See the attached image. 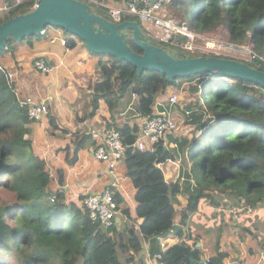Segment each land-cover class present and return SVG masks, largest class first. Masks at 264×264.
Instances as JSON below:
<instances>
[{
    "label": "trees",
    "instance_id": "obj_1",
    "mask_svg": "<svg viewBox=\"0 0 264 264\" xmlns=\"http://www.w3.org/2000/svg\"><path fill=\"white\" fill-rule=\"evenodd\" d=\"M35 2L23 0L18 7L0 13V24L30 12ZM92 7L108 18L104 10ZM164 8L205 36L250 46L257 55L251 60H238L264 71V0H173ZM123 18L134 20L127 14ZM43 37L31 35L22 40ZM10 41L14 39L8 38L5 48L0 49V187L13 191L15 201L0 204V264H8L9 258L16 264H149L147 258L158 253L162 264H192L189 257L199 260L205 256L210 257L212 264H223L229 250L235 249L232 242L227 249L223 246L224 234H233L234 228L248 232L257 242L254 248L264 247V221L256 211L264 209V89L239 77L218 76L209 71L169 81L160 71L139 73L125 60L98 54L101 59L94 71L90 96L93 111L88 115L95 112L102 99L113 124L115 116L128 108L132 93L137 96L130 113L152 115V105L160 93L169 86L175 87L178 81H187L184 91L192 96L182 106L192 110L193 128L192 136L166 133L153 150L142 152L134 143L139 119L115 124L126 146L123 161L134 190L133 202L142 206L138 213L141 221L138 227L132 223L118 228L115 221L112 226L103 227L90 219L81 198H66L54 178L49 179L46 160L37 152L33 140L25 136L30 131L26 123L37 121L29 119L25 104L17 96L14 76H6L5 59L15 52ZM184 41V36L171 41L149 39L152 45L176 57L195 56L179 46ZM74 44L75 40L67 37V47ZM126 45L134 52H142L133 38L126 39ZM49 123L58 127L52 116ZM91 138L90 133L76 132L71 142L72 157L67 145L66 161L74 163L78 151ZM165 140L176 146L165 149ZM169 159H180L182 181L179 177L173 181L164 178L157 165ZM57 177V181L62 180L61 172ZM183 193L187 195L181 212L184 228L173 234L180 239L162 246V239L171 235L177 195ZM113 198L120 213L128 212L123 192L115 190ZM226 200H231L230 206ZM206 206L214 207L212 214L205 210ZM223 208L228 209V215ZM199 210L205 216L196 217L202 223L193 225L188 213ZM257 228L262 230L258 234ZM210 230L215 237L207 235ZM201 239L205 240L204 247L213 244L210 253L197 245ZM145 244L146 257L142 253ZM256 249L248 246L249 253Z\"/></svg>",
    "mask_w": 264,
    "mask_h": 264
},
{
    "label": "crops",
    "instance_id": "obj_2",
    "mask_svg": "<svg viewBox=\"0 0 264 264\" xmlns=\"http://www.w3.org/2000/svg\"><path fill=\"white\" fill-rule=\"evenodd\" d=\"M12 0H0V8L10 3ZM114 3H125V0H108ZM75 40V44L72 48H67L61 45L59 42L51 43L44 36L41 39H33L32 41H25L20 43L16 47L14 42L13 48L18 50L14 52V56L8 55L5 59V65L9 70L14 73V85L17 91V96L20 100L24 99L27 95L33 96L39 100L45 101L48 106V113L43 117L41 122H29L26 126L29 128V137L33 140L36 146V150L46 160L49 173L53 176L56 185H58L65 192V197L68 199H78L90 193L100 192L105 189H111L114 192L119 190L123 192L128 200L127 210L122 211L120 215L115 217V222L118 224V228L135 224L138 227L141 218L139 212H142V206H137L133 202L134 190L131 188L130 180L126 175V167L123 160L117 164V168L114 171V177L108 171L106 163L98 161L93 154V140L90 139L85 147L80 149L77 153V159L74 163L66 161V148L69 145V151H73L72 140L78 134H88L91 129H98L102 131L108 126H116L123 122H137L136 115L130 113V108L135 103L136 97H131V103L128 108L121 111L115 116V121L112 124L110 111L106 103L100 99L98 107L95 112L88 115L90 111H93V105L90 106L91 92L93 91V84L95 82V69L98 67V62L101 59L98 55L84 54V48L79 40ZM57 43V44H56ZM65 52L70 53L67 57ZM44 57L48 63L52 66V75L48 78L46 86L38 83V79L33 69V59L36 57ZM80 58V60H79ZM104 59V58H102ZM94 61L86 65V62ZM38 73V74H36ZM39 76V75H38ZM37 76V77H38ZM39 87L40 90L35 88ZM174 91V87H167L162 95H158L152 105L153 113L162 107L167 102L169 94ZM181 104H186L185 100H182ZM188 102V101H187ZM159 103V105H156ZM71 111V107H73ZM174 115L178 119V123L181 124L184 120L181 109L177 106L174 109ZM49 116L55 119L57 128H53L49 123ZM83 118V120H80ZM192 127V125L190 126ZM184 128L187 126L185 124ZM66 130V132L62 131ZM179 131L175 134L177 135ZM188 132V131H186ZM189 136V135H188ZM168 147H173V142L164 141ZM154 159V158H153ZM157 166L163 171L164 178L167 181H173L177 176L181 175V167L183 165L176 164L174 161H163ZM59 172L62 174V180L57 181ZM114 181V184H112ZM82 202V200H81ZM187 204V195L178 194L175 207V219L181 216V212L185 209ZM196 213H188V221L191 217L195 218L200 215ZM195 214V215H193ZM182 224V222H181ZM183 226V224H182ZM184 228V226L182 227ZM227 233V232H226ZM180 238L173 234L165 236L162 239V246L173 244L178 242ZM197 243L198 246H203L206 253H210L213 244L210 242L209 248L204 247L205 240L201 239ZM146 245L144 251L146 257ZM148 246V245H147ZM223 250L224 247H222ZM263 247H259L253 254L254 256L242 257V259L234 256V250H229V256L226 258V262L223 264H264L260 260V253ZM249 251V250H248Z\"/></svg>",
    "mask_w": 264,
    "mask_h": 264
},
{
    "label": "built area",
    "instance_id": "obj_3",
    "mask_svg": "<svg viewBox=\"0 0 264 264\" xmlns=\"http://www.w3.org/2000/svg\"><path fill=\"white\" fill-rule=\"evenodd\" d=\"M23 0H13L11 4H6L3 8L5 11L10 8H16ZM96 5L105 11L108 20L113 24L122 22L123 15L136 16L139 23L142 25L143 33L146 39L155 41H171L178 36H184L185 41L180 44L186 51L195 54V56L214 55L224 59H242L251 60L257 53L248 45L236 43L231 40L220 38H212L205 36L194 30L190 23L186 20L177 19L165 11V4L171 3L173 0H125V3H114L108 0H86V2ZM37 2L32 5V9L37 6ZM41 34L46 36L49 42H59L66 46L67 38L63 32L56 27H45ZM14 42L10 41L9 46L13 47ZM33 68L38 73L44 75L52 72L53 68L44 57H36L33 59ZM6 76L11 79L14 76L12 70H7ZM188 84L187 81L180 83L176 82L174 91L169 94L168 100L160 109L152 115H140L136 113L139 119V131L135 139V145L142 152L153 150L154 144L163 137L166 133L179 131L178 119L174 115L175 107H179L183 113V118L190 124L192 118L190 113L192 110L186 109L181 104V96H183L184 87ZM40 90L39 87L35 88ZM135 96V94H133ZM137 96V95H136ZM135 96V97H136ZM22 102L26 106L29 119L41 122L43 117L48 112V106L42 99L39 100L33 96H26ZM159 105V103H156ZM183 119V120H184ZM89 133L93 139V154L94 157L103 163H106L108 171L114 177V171L117 164L125 157L126 146L122 143L120 131L116 126H108L102 131L91 129ZM150 146V147H149ZM176 146L173 143V147ZM180 163V159L168 160ZM53 176L49 174V179ZM183 180L180 175L177 178ZM192 181V179H191ZM114 184V181L113 183ZM54 198L51 197L50 200ZM82 206L86 208L89 217L93 222H99L103 227L113 225L115 217L120 215V211L113 198V191L105 189L100 192L86 194L82 197ZM161 254L158 253L152 257H148L149 264H162L160 261ZM260 260L264 263V250H261ZM192 264H212L209 256H205L196 260Z\"/></svg>",
    "mask_w": 264,
    "mask_h": 264
},
{
    "label": "water",
    "instance_id": "obj_4",
    "mask_svg": "<svg viewBox=\"0 0 264 264\" xmlns=\"http://www.w3.org/2000/svg\"><path fill=\"white\" fill-rule=\"evenodd\" d=\"M37 3L30 12L15 15L0 24V49L5 48L10 37L19 41L27 36L39 35L47 25H55L83 40L90 51L112 54L118 60L131 64L139 73L145 70L160 71L172 81L209 71L218 76L239 77L264 89V71L260 69L252 68L239 60L214 55L176 57L143 39L136 21L123 20L119 24H113L106 17L92 12L86 2L37 0ZM94 24L99 26L95 27ZM122 30L132 31L133 42L142 52H134L127 47ZM167 147L164 144V148ZM181 222L182 218L178 216L172 225L171 234H176L183 227ZM189 260L191 263L196 261L194 257H189Z\"/></svg>",
    "mask_w": 264,
    "mask_h": 264
},
{
    "label": "rangeland",
    "instance_id": "obj_5",
    "mask_svg": "<svg viewBox=\"0 0 264 264\" xmlns=\"http://www.w3.org/2000/svg\"><path fill=\"white\" fill-rule=\"evenodd\" d=\"M88 4L89 5H91V6H95L94 4H92V3H89L88 2ZM5 6V5H4ZM4 6H2V8H0V13H2V12H4L3 10H5L3 7ZM91 10L94 12V9H92L91 8ZM134 21H136V22H138L139 23V21H138V18H136V17H134ZM95 25V27H97V26H99V25H97V24H94ZM55 26V25H54ZM56 27V26H55ZM57 28H60L59 26H57ZM61 29V31L63 32V34L65 35V36H67V37H74L76 40H79L78 39V37L76 36V35H73V34H70L69 32H67L66 30H63L62 28H60ZM121 33H123L124 34V37L126 38V39H130V38H133V34H132V31L131 30H122L121 31ZM15 42H16V47L20 44V43H24L25 41H23V40H19V41H17V40H14ZM81 43H82V47L85 49L84 50V54H89L91 51L89 50V49H87V46L85 45V43L82 41V40H79ZM57 44V43H56ZM14 49V51L15 52H17L18 50H15V48H13ZM90 54H93V55H98L97 53H93V52H91ZM104 54V58H107V59H109V56L107 55V53H103ZM68 55H70V53H68V52H65V56L67 57ZM99 56V55H98ZM79 60H80V58H79ZM94 61H89V62H86V65H88L89 63H93ZM33 63V62H32ZM33 65V64H32ZM34 69V68H33ZM34 71H35V69H34ZM35 72H37V71H35ZM36 74H38V73H36ZM39 75V76H38ZM38 75H35L36 76V78L38 79L37 81H39L38 83H40V84H42V85H44V87L46 86V83H47V80H48V78L52 75V73H49V74H44V75H42V74H38ZM38 76V77H37ZM186 85V84H185ZM167 89V88H166ZM166 89H165V91H166ZM164 91V92H165ZM163 92V93H164ZM160 95H162L161 93H160ZM191 94L189 93V91H187L186 89H185V91L183 92V98H182V100H185L186 102L187 101H189V100H191ZM187 104V103H186ZM75 106H73V107H71V111L73 110V108H74ZM48 113V112H47ZM46 113V114H47ZM56 123V122H55ZM185 124H186V126H187V128L185 129L184 128V126H185ZM192 124L190 123V124H188L187 122H186V120L184 119V121L181 123V124H179V132H178V136H184V135H189V136H192L193 135V128L192 127H190ZM186 131H188V132H186ZM25 136H28L29 137V134H25ZM148 158H149V160H150V157L148 156ZM122 163H124V162H122ZM15 201V195H14V193H13V191H11V190H8V189H4V188H2V187H0V204L1 203H3V202H8V203H11V202H14ZM227 201V204L230 206V203H231V200H226ZM212 208H214V207H212V206H206V209L205 208H202V209H205V210H207L208 212H210L211 214L213 213V212H211V210H212ZM213 211V210H212ZM222 211L226 214V215H228V209L227 208H223L222 209ZM256 211H258L259 212V215L261 216V220H263L264 221V209L262 208V207H260V208H257V210ZM199 213V215L200 216H205L204 214H203V212H202V210H199L198 211ZM193 215H195V214H193ZM244 215H245V213H244ZM193 217V216H192ZM191 217V219H190V221H191V224H197L198 222L199 223H202V221L201 220H199L198 221V219H196L195 220V218H192ZM209 217V216H208ZM242 218H244V216H242ZM258 218V217H257ZM215 221V220H214ZM213 221V222H214ZM212 222V223H213ZM251 226V228H255L254 226H252V225H250ZM263 228H264V222H263V225H262V230H263ZM261 229H259V228H257V230H256V232H257V234H258V231H262ZM213 234V235H212ZM208 236H213V237H215V234L213 233V231L212 230H210V233L209 234H207ZM262 239L264 240V237L262 236ZM211 240V239H210ZM223 240V239H222ZM229 242H232V243H234V245L232 246V247H235V249H234V251H232V252H234V256H236L237 258H240V259H242V257H248V256H254V255H256V254H253V253H249V251H248V246H250V247H252L253 249H256V248H254V247H256V244H257V242H255V240L253 239V237L251 236V235H249L248 234V232H244V230H241L240 228H234V233L233 234H231V233H228V234H224V240H223V246L224 247H226V248H228L229 247V245H231V244H229L228 245V243ZM227 245V246H226ZM258 249H256V251H257ZM263 250H264V247H263ZM7 263L8 264H16V262L12 259V258H9L8 260H7Z\"/></svg>",
    "mask_w": 264,
    "mask_h": 264
},
{
    "label": "clouds",
    "instance_id": "obj_6",
    "mask_svg": "<svg viewBox=\"0 0 264 264\" xmlns=\"http://www.w3.org/2000/svg\"><path fill=\"white\" fill-rule=\"evenodd\" d=\"M80 1H83V2H86V0H80ZM11 2H13V0L11 1ZM10 2V3H11ZM36 2H37V0H36ZM10 3H8V4H10ZM88 3V1L86 2V4ZM87 5H89V4H87ZM90 6V8H92L93 9V7L91 6V5H89ZM95 7H96V5H95ZM97 8V7H96ZM34 9V8H33ZM4 12H6L5 10H3ZM105 12V11H104ZM132 17V16H131ZM134 17H136V16H134ZM107 18V17H106ZM137 18V17H136ZM124 19V18H123ZM107 20H108V18H107ZM124 20H130V19H124ZM132 21H134V20H132ZM139 21V20H138ZM137 24H139V26H140V29H141V36H142V38L143 39H146L145 38V36H144V33H143V28H142V25L140 24V23H137ZM48 26H53V27H55L54 25H47L46 27H48ZM56 28H57V26H56ZM60 29V28H59ZM61 30V29H60ZM41 34V33H40ZM44 36V35H43ZM66 38H67V36H66ZM148 42H149V39H146ZM14 42V41H13ZM67 44V43H66ZM66 47H67V45H66ZM68 48V47H67ZM190 56V55H189ZM242 62V61H241ZM245 63V62H244ZM23 100V99H22ZM168 146V145H167ZM82 200V199H81Z\"/></svg>",
    "mask_w": 264,
    "mask_h": 264
},
{
    "label": "bare ground",
    "instance_id": "obj_7",
    "mask_svg": "<svg viewBox=\"0 0 264 264\" xmlns=\"http://www.w3.org/2000/svg\"><path fill=\"white\" fill-rule=\"evenodd\" d=\"M92 11V10H91ZM93 12V11H92ZM95 12V11H94ZM97 14V12H95ZM115 221V220H114Z\"/></svg>",
    "mask_w": 264,
    "mask_h": 264
}]
</instances>
